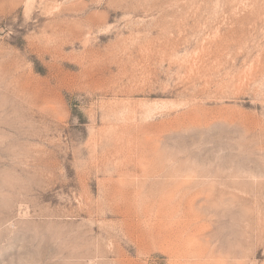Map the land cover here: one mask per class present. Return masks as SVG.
Returning a JSON list of instances; mask_svg holds the SVG:
<instances>
[{"label":"rangeland","instance_id":"374dc122","mask_svg":"<svg viewBox=\"0 0 264 264\" xmlns=\"http://www.w3.org/2000/svg\"><path fill=\"white\" fill-rule=\"evenodd\" d=\"M0 264H264V0H0Z\"/></svg>","mask_w":264,"mask_h":264}]
</instances>
